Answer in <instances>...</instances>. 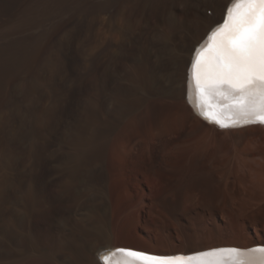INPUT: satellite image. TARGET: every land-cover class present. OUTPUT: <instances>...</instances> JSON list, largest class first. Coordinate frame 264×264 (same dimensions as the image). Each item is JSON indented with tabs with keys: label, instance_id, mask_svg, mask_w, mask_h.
Masks as SVG:
<instances>
[{
	"label": "rangeland",
	"instance_id": "rangeland-1",
	"mask_svg": "<svg viewBox=\"0 0 264 264\" xmlns=\"http://www.w3.org/2000/svg\"><path fill=\"white\" fill-rule=\"evenodd\" d=\"M226 2L0 0V264L10 214L27 207L93 257L264 244V129L240 142L189 107L167 120L157 100ZM167 49L179 61L171 73ZM147 97L157 99L143 127L159 135L119 139L121 105Z\"/></svg>",
	"mask_w": 264,
	"mask_h": 264
},
{
	"label": "snow or ice",
	"instance_id": "snow-or-ice-1",
	"mask_svg": "<svg viewBox=\"0 0 264 264\" xmlns=\"http://www.w3.org/2000/svg\"><path fill=\"white\" fill-rule=\"evenodd\" d=\"M186 71L188 100L208 123L222 130L235 127L214 120L210 98L238 99L242 110L235 119L264 125V0H230L221 20L195 47ZM195 97V101L193 100ZM213 252L239 253L240 248H216ZM261 253L242 264H264V246L244 250ZM123 253L124 256H118ZM208 256L209 252L196 253ZM113 258H115L113 260ZM192 256L154 255L127 247H115L99 254L100 264H181Z\"/></svg>",
	"mask_w": 264,
	"mask_h": 264
},
{
	"label": "bare ground",
	"instance_id": "bare-ground-1",
	"mask_svg": "<svg viewBox=\"0 0 264 264\" xmlns=\"http://www.w3.org/2000/svg\"><path fill=\"white\" fill-rule=\"evenodd\" d=\"M229 3H230V0H227L219 16L214 20L213 23H211L208 27H206L204 33H202L199 36V38L195 40V43L191 46L190 52L188 53V56H187V64L184 67V76L182 74L181 80L177 83V85L174 86L173 84L172 79H174V77L171 79V77L167 76L168 86L166 88V91L160 94L159 97H157L158 99L155 97H154L155 99H153L152 97L151 98L147 97V99H144L143 101L140 100V102L138 103L129 104V105L127 104V106L121 105L122 107L120 108V113H122L123 115V116L121 115L123 118L121 120L123 123V126L117 130V134H119L118 136L119 139L122 138L121 140H124L123 138H125V136H128L130 134L132 135L133 134H136V135L145 134L146 136L150 134L149 128L153 127L152 124H150V127L148 129H145L143 127V125L145 124L143 123L151 119V114L149 113L151 110L149 108H150V105L154 103L153 100H156V99L159 100L160 104H162V106H164L165 110L167 111L166 112L167 120H169L172 116H176L177 118H180V117L186 118L187 117L186 116L187 107H189L190 109L189 116L192 118L193 117L197 118L198 123L201 127H207V128L211 127V128L216 129L217 131L232 132V134L240 142L250 136L249 130L264 129V125L260 124V125L250 126V127H242L239 129L227 128L226 130H222L215 123L206 122L201 117V115H199L193 109L191 103L189 102L187 98L188 93H187L186 71L190 66V60L193 55L192 50L195 47L203 44V42L206 39V34H208L209 30L214 25L220 22L221 15L223 14L226 6ZM173 37H176V36H173ZM178 39H179V36H178ZM165 51L166 53L164 54V56L165 58L168 59L167 60L168 65L170 66V67H167L166 69L168 72L171 73L172 71L171 68L175 67L176 63L179 65L178 63L179 61L177 62L178 57L175 55V51L173 49H167ZM90 67H92V63L90 64ZM142 82H143L142 79H138V81H136L137 87L139 86L142 87L144 85L142 84ZM165 93H167V96L169 98L168 100L169 102L167 103L163 102L164 101L163 94ZM124 99H127V98H124ZM182 100H184V102H182ZM193 100L195 101V97H193ZM123 102L124 100L122 101V103ZM209 103L214 105V112L208 113L214 120H220L222 123H225L227 125L236 124L235 127L242 126V125L244 126L243 121H237L235 119L236 113L242 110L241 107H238V105L241 104V102L238 99H230L228 101H225L222 97H213V98H210ZM155 126L156 125H154V127ZM157 127L155 128L156 131L158 130ZM156 131H153L150 135H152L153 137H155V135H159V134H154V132ZM186 149L187 147L184 148V151ZM197 157L200 160V162L198 163H203V162L205 163L206 161L205 156L198 155ZM211 158L214 159L215 156L213 155ZM210 176H212V174ZM30 209L31 208L29 207L25 209H21V211H19L17 216H15L14 212H11L10 214L9 232H8L9 236H8L7 264H100L98 260V256L100 253L106 250H109L111 248H115V247H126V246H114V247L110 246L108 248H104L103 250L99 249V251H97L96 255L93 257L89 249H87V253H85L83 249V247H85L83 244V241H81L80 239H77V237H75L73 234H71V236L66 238L64 234L62 237H57V235L54 237L52 234L45 233L46 232L45 228L42 227V226H46L43 223L44 218H41V215H38L36 218L37 220H35L33 213H31L32 215L31 217L30 215L29 217H27V213ZM150 243H152V241H150ZM260 246H264V244H256V245L247 246V247H239L236 245L235 246L234 245H223V244L221 245L220 243H214L212 245L199 244V245L185 247L181 252L177 251L176 249H171L168 251H162V252L159 251L160 254H154V255H169V254L178 253L177 255L189 256V255H193L199 252H209L210 255L208 256L195 255V256H192L191 260L183 261L181 262V264H242V261L248 260L252 257H259L260 255H262L261 253H247L244 250L256 248ZM233 247L240 248L242 251L239 253H220V252L212 251L213 249H216V248H233ZM138 251H142V250H138ZM161 253H164V254H161Z\"/></svg>",
	"mask_w": 264,
	"mask_h": 264
},
{
	"label": "water",
	"instance_id": "water-1",
	"mask_svg": "<svg viewBox=\"0 0 264 264\" xmlns=\"http://www.w3.org/2000/svg\"><path fill=\"white\" fill-rule=\"evenodd\" d=\"M231 128V127H230ZM233 128H238V127H233ZM232 129V128H231Z\"/></svg>",
	"mask_w": 264,
	"mask_h": 264
}]
</instances>
